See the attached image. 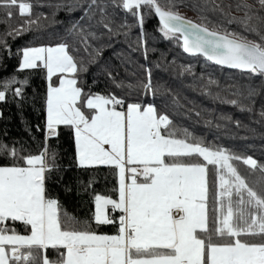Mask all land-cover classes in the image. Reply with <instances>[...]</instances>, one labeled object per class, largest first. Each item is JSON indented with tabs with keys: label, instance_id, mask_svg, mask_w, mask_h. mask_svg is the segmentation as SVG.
I'll use <instances>...</instances> for the list:
<instances>
[{
	"label": "snow or ice",
	"instance_id": "snow-or-ice-1",
	"mask_svg": "<svg viewBox=\"0 0 264 264\" xmlns=\"http://www.w3.org/2000/svg\"><path fill=\"white\" fill-rule=\"evenodd\" d=\"M211 2L215 5L211 10L223 14L213 29L182 16L177 0H110L140 26L142 10L154 13L164 38L182 40L185 53L264 77V0H236V10L243 13L239 17L231 15V5L226 11ZM78 6L86 15L99 10L98 23L109 38L120 34L111 27L107 5L88 0L85 6L78 0ZM0 7L9 20L32 14L27 0H0ZM192 7L204 10L201 5ZM35 22L25 20L24 30ZM225 23L241 26L256 39L229 31ZM9 27L6 35L20 34V28ZM119 27L130 30L131 25ZM89 35L95 38L94 33ZM145 43L141 32L137 44ZM0 46L7 48L2 36ZM41 67L49 81L43 147L36 154L21 155V149L0 144V155L12 158L10 164L0 165V264H264V176L258 181L259 190L250 186L229 163L240 157L212 150L186 130L178 138L179 130L168 115L151 104L130 103L117 110L122 99L85 92L78 86L77 74L87 69L82 62L78 66L66 43L21 50L19 70ZM53 76L58 85H53ZM148 77L141 86L151 92L150 71ZM17 83L20 87L13 94L20 96L26 79L0 83V101ZM62 125L73 130L78 167L118 170V199L96 195L93 214L97 226L117 224L115 235L98 234L90 224L63 212L58 200L48 195L46 182L59 167L58 153L48 141L59 137ZM199 157L203 162L196 161ZM243 163L264 172L251 157L243 158ZM208 165L214 166L211 179ZM110 210L121 215L114 218ZM7 221L22 222L28 234L17 233ZM49 248L56 250V259L47 256Z\"/></svg>",
	"mask_w": 264,
	"mask_h": 264
},
{
	"label": "trees",
	"instance_id": "trees-1",
	"mask_svg": "<svg viewBox=\"0 0 264 264\" xmlns=\"http://www.w3.org/2000/svg\"><path fill=\"white\" fill-rule=\"evenodd\" d=\"M27 2L32 4L30 17L21 18L17 14L9 20L4 8L0 7V21H6L0 22V36L7 44V48L0 46V83L12 78L28 81L22 95L13 94L14 89L20 87L18 83L13 84L6 92L5 100L0 101V144L21 149V155L36 154L43 147L49 81L42 67L19 70L21 50L66 43L78 66L82 62L87 69L77 74L78 86L85 92L114 95L124 101V108L130 103L153 105L158 113L168 115L172 126L179 130L178 138H183L181 134L186 130L191 138L201 141L204 146L240 157L229 163L246 177L250 186L260 189L258 181L264 172L260 167L253 169L245 165L243 158L251 157L258 166H264V77L214 65L200 55L186 54L181 41L164 38L157 16L147 10H142L145 15L140 26L136 18L113 7L110 0H98L107 5L106 11L113 21L111 27L120 33L109 38L107 30L98 23L99 10L95 15L89 10L86 15L85 8L78 6V0ZM87 2L79 0L85 6ZM235 2L215 0V4L226 11L231 5L232 16H242L243 13L236 10ZM194 4L203 6L204 10L197 11L192 7ZM214 6L211 0L207 3L205 0H177L176 3L178 11H189L198 23H205L210 29L216 27L223 15L212 11ZM203 16L207 20H202ZM27 19L36 22L24 30ZM123 23L131 25L130 30L120 28ZM9 25L20 28V34L6 35L11 30ZM223 27L256 39L235 23H225ZM141 32L146 40L143 46L137 44ZM89 33H94L95 38ZM84 37H87L86 43ZM149 71L154 89L151 92L141 86L148 82ZM52 83H59L57 76H53ZM251 90L255 94L249 96ZM232 100L237 103H230ZM59 133L58 138L48 141L58 153L59 165L46 182L48 195L58 200L63 212L81 223L90 224L98 234H117V224L97 226L93 222L96 195L118 198L117 170L103 165L78 167L73 130L62 125ZM11 160L8 155H0V165L10 164ZM196 161L203 162V158H196ZM208 168L211 179L214 166L208 165ZM119 215V211L114 212V218ZM6 224L21 235L28 234L27 226L20 221H7ZM46 254L51 260L57 258L55 249H47Z\"/></svg>",
	"mask_w": 264,
	"mask_h": 264
},
{
	"label": "rangeland",
	"instance_id": "rangeland-1",
	"mask_svg": "<svg viewBox=\"0 0 264 264\" xmlns=\"http://www.w3.org/2000/svg\"><path fill=\"white\" fill-rule=\"evenodd\" d=\"M178 12H179L182 16L187 17V18H190V19L196 21L195 16H194L192 13H190L189 11L184 10V9H180ZM196 22H197V21H196ZM41 47H54V46H41Z\"/></svg>",
	"mask_w": 264,
	"mask_h": 264
},
{
	"label": "water",
	"instance_id": "water-1",
	"mask_svg": "<svg viewBox=\"0 0 264 264\" xmlns=\"http://www.w3.org/2000/svg\"><path fill=\"white\" fill-rule=\"evenodd\" d=\"M158 18V17H157ZM185 18H187V17H185ZM187 19H190V18H187ZM158 20H159V18H158ZM190 20H192V19H190ZM193 22H196V21H194V20H192ZM196 23H198V22H196ZM181 41V45H182V40H180ZM183 49V48H182ZM186 54H188V55H191V54H189V53H186ZM197 55H199V54H197ZM195 56V55H194ZM200 56H202V55H200ZM203 57V56H202ZM203 58H205V57H203ZM206 59V58H205ZM207 60V59H206ZM210 63H212V64H214L213 62H211V61H209ZM214 65H216V64H214ZM218 66H221V67H225V68H227L226 66H222V65H218ZM228 69H230V68H228ZM232 70H239V69H232ZM240 71H242V70H240ZM244 72H246V71H244Z\"/></svg>",
	"mask_w": 264,
	"mask_h": 264
},
{
	"label": "built area",
	"instance_id": "built-area-1",
	"mask_svg": "<svg viewBox=\"0 0 264 264\" xmlns=\"http://www.w3.org/2000/svg\"><path fill=\"white\" fill-rule=\"evenodd\" d=\"M116 107L118 109H124L123 105H117ZM110 214L114 217V212H112L111 210H110Z\"/></svg>",
	"mask_w": 264,
	"mask_h": 264
},
{
	"label": "crops",
	"instance_id": "crops-1",
	"mask_svg": "<svg viewBox=\"0 0 264 264\" xmlns=\"http://www.w3.org/2000/svg\"><path fill=\"white\" fill-rule=\"evenodd\" d=\"M39 47H41V46H39ZM58 85V84H57ZM126 109V108H125ZM117 110H121V109H117ZM47 115V114H46ZM117 176H118V170H117ZM118 199V198H117ZM94 205H95V203H94Z\"/></svg>",
	"mask_w": 264,
	"mask_h": 264
}]
</instances>
